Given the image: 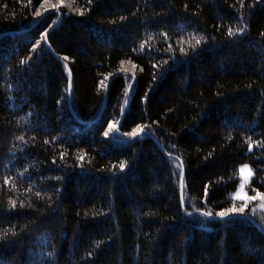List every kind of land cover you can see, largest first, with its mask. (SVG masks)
<instances>
[{
	"label": "trees",
	"instance_id": "16d2710c",
	"mask_svg": "<svg viewBox=\"0 0 264 264\" xmlns=\"http://www.w3.org/2000/svg\"><path fill=\"white\" fill-rule=\"evenodd\" d=\"M51 1L0 0V264H264V0Z\"/></svg>",
	"mask_w": 264,
	"mask_h": 264
},
{
	"label": "rangeland",
	"instance_id": "374dc122",
	"mask_svg": "<svg viewBox=\"0 0 264 264\" xmlns=\"http://www.w3.org/2000/svg\"><path fill=\"white\" fill-rule=\"evenodd\" d=\"M61 1H63V0H53L50 3H48L47 7H51L53 5L60 4ZM245 166H247L246 167V171L244 172V174H241L240 169L244 168ZM247 170H251V168L249 167V165L247 163L241 164L238 167L239 182H238V185L236 187V190L234 192H232V194H231L232 198H234V199L241 200V201H248L249 200L248 199L247 190H246V185H247V183L250 181V179L252 177V170H251V175L250 176H249ZM239 197H244V199H240ZM259 212L262 215H264V200L259 206Z\"/></svg>",
	"mask_w": 264,
	"mask_h": 264
},
{
	"label": "snow or ice",
	"instance_id": "6c2138e0",
	"mask_svg": "<svg viewBox=\"0 0 264 264\" xmlns=\"http://www.w3.org/2000/svg\"><path fill=\"white\" fill-rule=\"evenodd\" d=\"M37 14H39V13H37ZM237 31L242 32V31H244V29L241 28V29H238ZM233 34H234V33L232 32V30L229 29V35H233ZM196 43L199 44V43H200V40L197 39V40H196ZM141 47H143V46H141ZM182 51H183V49H182ZM63 59H64V60H67L68 58H67V57H64ZM65 67H67V65H65ZM69 75H70V73H69ZM101 83L103 84V81H102ZM114 127H115V125H113V124H109V125H108V131H112V129H113ZM108 131H106V132L104 133L105 136H108ZM136 134H137V133H136L135 131L131 133L132 136H136ZM20 139H23V137H21ZM80 159H83V157L81 156ZM120 167H121V168L124 167L123 163L120 165ZM246 167H247V166H245L244 168H241V169H240L241 174H244V172L246 171ZM247 171H248V174H249V176H250V175H251V170H247ZM179 175H180L181 178H182V176H183V172L181 171V172L179 173ZM257 196H259L261 199H264V194L257 193ZM239 198H240V199H244V197H239ZM248 199H256V197H255V196H253V197H248ZM12 204H13V207H14V206H15V202H12ZM243 210H244L243 207H241V208L238 209V210L235 209V208H233V209H231L230 211H231V212H236V211L243 212ZM204 215H206V216H211L212 214H211V213H204ZM217 215H218L219 217L223 218V217L227 216L228 213H227V212H220V213H218Z\"/></svg>",
	"mask_w": 264,
	"mask_h": 264
},
{
	"label": "water",
	"instance_id": "95a60500",
	"mask_svg": "<svg viewBox=\"0 0 264 264\" xmlns=\"http://www.w3.org/2000/svg\"><path fill=\"white\" fill-rule=\"evenodd\" d=\"M226 217V216H225ZM213 218H221V217H219V216H213ZM224 218V217H223Z\"/></svg>",
	"mask_w": 264,
	"mask_h": 264
}]
</instances>
